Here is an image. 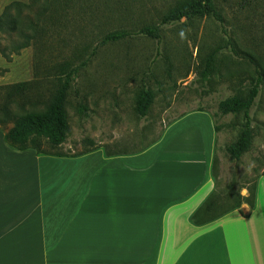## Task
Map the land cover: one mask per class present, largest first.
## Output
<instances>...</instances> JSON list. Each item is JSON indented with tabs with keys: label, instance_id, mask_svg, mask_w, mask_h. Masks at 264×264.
Masks as SVG:
<instances>
[{
	"label": "rangeland",
	"instance_id": "rangeland-1",
	"mask_svg": "<svg viewBox=\"0 0 264 264\" xmlns=\"http://www.w3.org/2000/svg\"><path fill=\"white\" fill-rule=\"evenodd\" d=\"M177 1L76 0L69 11H48L40 22L43 30L20 52L13 51L22 40L17 32L0 33V106L7 101L14 109L23 103L45 110L59 87L58 78L64 80L72 71L64 142L57 147L46 137L30 141L45 151L65 154L99 146L109 153L136 152L161 138L172 122L190 112H207L219 128L217 191L225 196L231 188L230 198L221 201L233 205L264 174V0H215L220 18L199 16L164 24L161 40L138 33L143 26L159 24ZM14 2L32 0H0V19ZM37 11L25 9V26L38 21ZM116 30L131 35L103 43ZM213 52L211 70L205 74ZM257 71L263 82L251 109L252 146L234 160L226 147L238 138L244 117L224 114L220 103L246 95ZM17 83H25L22 91L11 87ZM145 87L154 92V100L142 116L136 104ZM3 125L0 120V128ZM11 126L13 122L6 128Z\"/></svg>",
	"mask_w": 264,
	"mask_h": 264
},
{
	"label": "crops",
	"instance_id": "crops-1",
	"mask_svg": "<svg viewBox=\"0 0 264 264\" xmlns=\"http://www.w3.org/2000/svg\"><path fill=\"white\" fill-rule=\"evenodd\" d=\"M217 133L190 112L136 152L47 154L0 128V264H264V174L254 206L193 219L217 192Z\"/></svg>",
	"mask_w": 264,
	"mask_h": 264
},
{
	"label": "trees",
	"instance_id": "trees-1",
	"mask_svg": "<svg viewBox=\"0 0 264 264\" xmlns=\"http://www.w3.org/2000/svg\"><path fill=\"white\" fill-rule=\"evenodd\" d=\"M76 0H32L30 4L23 2H14L4 10L0 19V33L12 32L18 33L22 38L20 42H17L14 46L16 52H20L22 48L30 45L32 39L39 34V30H43L40 24L41 19L52 11L57 12L60 9L69 11L74 5ZM80 1V0H79ZM93 0H90V2ZM37 7L36 17L38 21L32 20L25 26L22 13L25 9L31 10ZM13 10V12H12ZM199 16H213L216 18L221 17V12L217 7L215 0H178L172 8H170L162 17L159 24H152L143 26L138 33L145 34L152 38L161 40V26L164 24L175 23L182 21L183 19H194ZM34 30V34H30L27 28ZM42 32V31H41ZM131 35V32L124 30H116L108 33L103 43L108 41H118L127 38ZM1 39H0V51H1ZM215 52H213L207 60L205 74L211 70L212 63L214 61ZM72 71L66 74V78L63 80L59 77V87L54 93L45 110H36L35 108H27L23 103L19 104L17 108H11V103L5 101L3 106H0L1 123H4L1 127L5 129V139L9 145L19 150L35 149L40 153L47 154H60L45 151L40 147L32 146L30 141L38 137H46L49 139L53 146H60L68 132L69 122L67 112L65 110V104L67 101L68 90L70 87V78ZM263 82V76L260 71H257V77L255 78L254 85L246 95H235L220 103L221 111L224 114L229 113H243L244 125L238 138L233 143L229 144L226 149L228 154L234 160H240L242 156L251 148L254 138V128L252 126L251 109L259 95L260 86ZM25 83L13 84L11 87L16 91H22ZM12 103H15L14 99H10ZM154 92L149 88H143L138 96L136 110L142 115L146 116L149 107L153 103ZM9 122H13V126L6 128ZM216 130L218 126L215 124ZM217 156L214 158L213 172L216 173ZM232 192H228L227 195L221 196L218 191L213 194L201 208L199 213L193 216L195 222L199 223L205 221L214 215L221 214L236 205H239L243 201L248 202L250 205L255 204L256 187L255 185L250 189V195L248 197L238 196V201L235 205H231L228 208H223V204L226 202L222 199L230 198Z\"/></svg>",
	"mask_w": 264,
	"mask_h": 264
}]
</instances>
